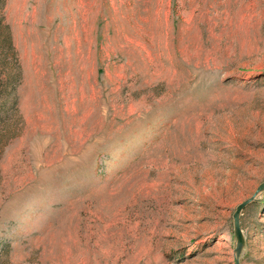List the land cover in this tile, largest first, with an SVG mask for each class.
Listing matches in <instances>:
<instances>
[{
    "label": "rangeland",
    "instance_id": "rangeland-1",
    "mask_svg": "<svg viewBox=\"0 0 264 264\" xmlns=\"http://www.w3.org/2000/svg\"><path fill=\"white\" fill-rule=\"evenodd\" d=\"M0 45V264H236L249 199L264 264V0H0Z\"/></svg>",
    "mask_w": 264,
    "mask_h": 264
},
{
    "label": "trees",
    "instance_id": "trees-1",
    "mask_svg": "<svg viewBox=\"0 0 264 264\" xmlns=\"http://www.w3.org/2000/svg\"><path fill=\"white\" fill-rule=\"evenodd\" d=\"M6 46L9 47L8 41H6ZM11 44V43H10ZM2 47V45H0ZM11 48V47H10ZM1 59V56H0ZM6 58H2V61ZM19 70V67L17 66ZM19 74L15 72V66L8 65L7 63H0V121L3 120L2 113H9L11 111L17 112V97L12 94L14 89L17 87ZM1 132V130H0ZM2 134V132H1ZM0 134V157L4 148V138H8L7 134ZM14 137L11 135L10 138ZM8 140V139H7Z\"/></svg>",
    "mask_w": 264,
    "mask_h": 264
},
{
    "label": "water",
    "instance_id": "water-1",
    "mask_svg": "<svg viewBox=\"0 0 264 264\" xmlns=\"http://www.w3.org/2000/svg\"><path fill=\"white\" fill-rule=\"evenodd\" d=\"M264 189V183L260 185V187L258 188L257 191H260ZM246 200L243 203L239 204L236 208V211L234 213V230H235V234H236V244H235V260H236V264H240L239 262V254L242 250L243 244H244V236L242 234V230L240 227V220H239V216L241 211L243 210V208L248 204V202L250 201Z\"/></svg>",
    "mask_w": 264,
    "mask_h": 264
}]
</instances>
